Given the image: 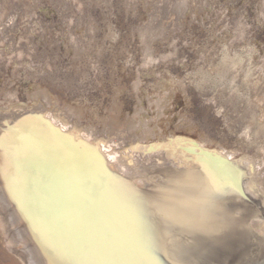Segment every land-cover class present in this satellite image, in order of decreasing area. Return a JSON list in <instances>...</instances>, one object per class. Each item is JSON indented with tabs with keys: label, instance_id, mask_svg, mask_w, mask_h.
<instances>
[{
	"label": "bare ground",
	"instance_id": "6f19581e",
	"mask_svg": "<svg viewBox=\"0 0 264 264\" xmlns=\"http://www.w3.org/2000/svg\"><path fill=\"white\" fill-rule=\"evenodd\" d=\"M99 1L112 5V0ZM141 1L126 0V6L138 11ZM145 1L151 12L139 27L144 59L136 65L140 77L150 66L156 73L155 93L147 100L156 106L157 118L145 115L140 93L122 128L117 96L108 108L116 112L96 114L98 125L83 123L78 107L56 106L37 82L27 89L29 103L10 86L2 90L8 104L0 105V224L7 245L24 264H264V158H236L234 150L212 149L207 139L159 137L154 128L173 91L192 83L202 91L216 88L235 103L246 96L254 134H264L260 103L251 92L254 87L259 97L264 94V58L256 60L244 24L232 36L243 45L231 50L225 35L219 61L206 48L207 63L186 77L174 76L170 67L162 70L163 62L188 66L171 38L184 28L188 14L194 17L210 0ZM13 17L0 24L3 43L12 33ZM90 27L95 28L93 22ZM74 29L69 36L73 57L91 59L95 36ZM159 39L169 42L163 53L154 46ZM11 44V52L26 54ZM25 60L28 76L48 72ZM142 83L134 84L136 92L144 89ZM181 120L190 122L184 115ZM87 236L99 244L98 260L89 248L84 252L80 240Z\"/></svg>",
	"mask_w": 264,
	"mask_h": 264
},
{
	"label": "rangeland",
	"instance_id": "374dc122",
	"mask_svg": "<svg viewBox=\"0 0 264 264\" xmlns=\"http://www.w3.org/2000/svg\"><path fill=\"white\" fill-rule=\"evenodd\" d=\"M0 1V24L6 22L8 17L14 16V27L11 35L6 37L7 41L3 43L0 36V105L8 104L2 93L5 86L18 91V99L21 102H31L27 89H32L37 82L53 96L56 106L70 105L82 109L81 117L85 124L96 122L101 125L98 115L107 117L110 113H115L116 111H110L108 108L113 105L117 96L121 108L117 115L119 121H122L120 126L124 128L127 114H134L136 111L139 93L145 96V103L142 104L148 110L145 115L157 118L156 106L147 100L148 93H155L152 85L156 81V73L150 66L151 70L146 69L140 77L137 74L139 64L136 65L142 64L144 59V41L139 36V27L149 21L151 12V7L147 6L145 0L140 2L138 11L128 9L126 0H112V5L102 4L99 0ZM210 3L204 10L199 9L194 17L188 14L184 28L175 31L176 36L171 38L176 40L178 54L180 58L187 60L188 67L179 65L175 60L163 62L162 70L170 67L174 76L186 77L188 71L191 72L197 65L207 63L204 55L206 48L209 54L214 56L212 60L219 61L217 54L224 45L221 41L225 35L231 50L234 49V44H244L242 40L232 37L244 24L248 27L247 38L252 43L251 48L256 51V60L262 61L264 0H210ZM29 11L31 15H28ZM91 22L95 26L93 29L90 27ZM72 29L76 30L78 35L95 36L91 38V59L79 61L73 57L69 38ZM111 32L115 35L111 36ZM11 41L21 49L24 48L26 54L11 52ZM154 46L157 47V52L163 53V50L169 47V42L159 39L154 42ZM102 48L105 51H102ZM25 59L32 61L41 71L46 67L48 72H42L44 76L41 74L35 79L28 76ZM261 65L256 66L257 72ZM255 76L258 77L257 73ZM139 79L144 82V89L136 92L134 84ZM215 89L208 87L202 91L192 83H188L186 90L179 87L177 92L171 93L164 113L157 119L158 124L151 122L149 126L155 125L159 137L162 134L167 137L175 134L200 142L207 139L206 144L212 149L225 147L234 150L236 158L256 155L258 159L264 158V134H254L255 127L249 122L251 112L247 109L246 96H240L235 103L231 95L222 98ZM247 91L248 88H245V92ZM251 92L253 98L257 97L255 100L260 103L257 107L258 115L264 116V94L259 97L258 89L254 87ZM183 115L190 122H181ZM189 123L192 126L188 125ZM256 142L260 143L259 148ZM0 264H24L7 245L1 224Z\"/></svg>",
	"mask_w": 264,
	"mask_h": 264
},
{
	"label": "water",
	"instance_id": "95a60500",
	"mask_svg": "<svg viewBox=\"0 0 264 264\" xmlns=\"http://www.w3.org/2000/svg\"><path fill=\"white\" fill-rule=\"evenodd\" d=\"M230 225H232L233 224V222H231V223H229ZM187 233H188V231H187ZM86 238H88V240L86 239ZM85 239L84 238H82L81 240H80V242L87 248V249H85L86 251H84V252H87V250H88V248H89V250H91V255L94 257L93 259H97L98 260V255H100L101 253H100V251L101 250H99V244H98V242L97 241H95V239H94V237H91V236H87ZM84 239V240H83ZM83 247V246H82ZM85 247H83V248H85ZM113 248V247H112ZM111 250H114V249H111ZM97 252V254H96V252ZM93 253H94V255H93Z\"/></svg>",
	"mask_w": 264,
	"mask_h": 264
}]
</instances>
